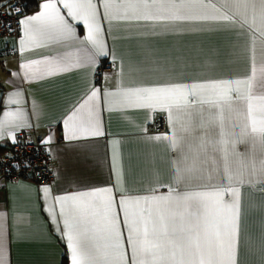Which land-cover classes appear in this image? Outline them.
<instances>
[{
  "label": "crops",
  "instance_id": "crops-1",
  "mask_svg": "<svg viewBox=\"0 0 264 264\" xmlns=\"http://www.w3.org/2000/svg\"><path fill=\"white\" fill-rule=\"evenodd\" d=\"M37 1L38 6L25 17L43 10L46 0ZM212 2L220 12L193 5L191 13L209 17L235 14L236 6L231 0ZM56 3L75 28L73 38H53L34 44L25 37L24 26L18 37L0 36V120L5 119V112L19 109L23 113L22 119L5 125L0 139V160L9 153L13 135L24 130L49 147L55 164V178L51 184H39L32 178L10 181L5 186L0 181V242L3 243L0 264H72L65 217L57 197L111 188L118 226L130 253L128 228L119 204L122 197L130 201V211H138L145 207L143 200L139 206L134 204L138 197L167 196L170 192L173 195L176 192H211L227 186L240 190L237 264H264V183L238 185L222 179L220 146L217 145L215 151L209 146L205 153L199 148L200 131L191 136L179 133V124L185 119L183 114L177 119L174 110L170 120L166 109L123 106L117 103L119 97L107 95L122 88L251 76L254 33L241 19L243 5L240 6L241 15L236 16L234 22L212 18L170 22L109 21L101 15V37L106 52L101 55L86 39L87 25L67 17V9L60 0ZM255 35L258 37V33ZM22 40L24 45H21ZM261 47L257 38V60ZM86 52L94 55L95 63L82 59L77 66H67L63 71L44 72L48 61H63L76 55L83 57ZM36 61L40 62L35 65L40 71L25 76L23 65ZM104 61L114 63L115 68L99 77L98 70ZM95 89H99V95L89 101ZM14 93L19 95H12ZM10 96L19 102L10 103ZM208 107L203 106L205 117L209 114ZM89 108L93 109L91 116ZM192 111L195 113L199 109ZM73 113L77 114L76 119L66 127L65 121ZM160 114L166 116L167 130L156 133L153 122ZM89 119L99 121L103 135L94 136L80 130L82 124L88 126ZM173 120L177 121L178 135H185L178 147L168 139L154 138L170 135L174 130ZM69 128L75 131L72 139L68 138ZM208 129L209 139L218 140L215 124L208 125ZM244 151V144L229 146L233 167L238 160L236 153ZM197 153L200 157L197 167L201 171L195 178L178 183L179 157L187 155L191 163ZM256 156L258 159V150ZM205 160L208 162L202 163ZM45 187L48 192L44 191ZM221 199L223 203H230L231 193H225ZM69 204H64L66 211ZM206 214L214 219L224 213L222 208L210 204Z\"/></svg>",
  "mask_w": 264,
  "mask_h": 264
},
{
  "label": "snow or ice",
  "instance_id": "snow-or-ice-1",
  "mask_svg": "<svg viewBox=\"0 0 264 264\" xmlns=\"http://www.w3.org/2000/svg\"><path fill=\"white\" fill-rule=\"evenodd\" d=\"M222 2L228 3L229 0ZM60 3L67 9V17L87 25L86 39L101 55H106L101 37V15L109 21L170 22L212 18L234 22L236 16L241 15L240 6L243 5L244 14L241 19L254 33L251 76L244 79L122 88L107 95L119 97L117 103L123 106L166 109L170 120L174 110L178 114L177 119L179 114H183L185 119L179 124V133L191 136L193 132L200 131L199 148L205 153L209 146L213 151L217 145L220 146L222 179L229 184L235 181L238 185L264 183V0H231L236 6L234 15L221 13L211 17L206 14L193 15L191 7L207 6L220 12L212 0H60ZM42 9L41 12L19 21L24 26L28 41L39 44L53 38L67 40L75 36L74 26L61 13L56 0H46ZM15 11L20 12L21 9L17 7ZM257 38L262 45L258 60L255 50ZM24 43L22 40L21 45ZM82 59L95 63L94 55L86 52L83 57L76 55L63 61H48L44 72L52 74L55 71H63L67 66H77ZM38 64L39 61L24 64L25 76L40 71L35 67ZM12 95L18 96L19 93ZM98 95L99 89H95L88 100L93 101ZM9 102L19 101L12 100L10 96ZM204 105L209 106L207 117L203 112ZM193 109L199 111L194 113ZM92 112L93 109L89 108L90 116ZM76 116L77 114L73 113L65 121V126L69 127V122L75 120ZM4 117V120H0V139L3 138L5 125L22 119L23 113L17 109L15 112H5ZM172 123L174 130L170 135L154 138L168 139L174 147H178L185 140V135H178L175 130L177 121L173 120ZM87 124L88 126L82 124V132L94 136L103 135L98 120L89 119ZM212 124L218 129V140L209 139L208 125ZM74 136V129L69 128L68 138L72 139ZM51 139L49 136V140ZM236 144H244L245 151L236 153L238 160L233 167L229 160V146L234 147ZM199 158L197 153L189 163V157L181 154L176 168L178 183L195 178V174L201 171V168L197 167ZM207 162L205 160L202 163ZM212 163H216L214 157ZM44 191L48 192L49 189L45 187ZM225 193H231L230 203H223L221 198ZM57 199L61 202L60 211L65 217L72 264H237L239 187L227 186L211 192H176L175 195L170 192L167 196L138 197L134 204L139 206L141 200L145 204V207L139 208L138 211H130V201L122 197L119 204L123 208L124 221L128 228L130 253L123 243L118 226L111 188L74 193ZM66 202H70L68 211L64 207ZM210 204L222 208L224 214L209 219L206 210ZM2 252L3 243L0 242V253Z\"/></svg>",
  "mask_w": 264,
  "mask_h": 264
},
{
  "label": "built area",
  "instance_id": "built-area-1",
  "mask_svg": "<svg viewBox=\"0 0 264 264\" xmlns=\"http://www.w3.org/2000/svg\"><path fill=\"white\" fill-rule=\"evenodd\" d=\"M20 12H16V8ZM28 13L19 0H0V36L18 37L23 25L19 22ZM114 63L104 61L98 70L101 77L105 72H112ZM153 130L163 133L167 130L166 116L157 115ZM55 164L49 147L41 139H33L24 130L15 134V140L9 147V153L0 160V181L5 186L10 181L32 178L39 184H51L55 178Z\"/></svg>",
  "mask_w": 264,
  "mask_h": 264
},
{
  "label": "trees",
  "instance_id": "trees-1",
  "mask_svg": "<svg viewBox=\"0 0 264 264\" xmlns=\"http://www.w3.org/2000/svg\"><path fill=\"white\" fill-rule=\"evenodd\" d=\"M23 2L25 7L27 8V11H32L38 6V1L37 0H19Z\"/></svg>",
  "mask_w": 264,
  "mask_h": 264
}]
</instances>
